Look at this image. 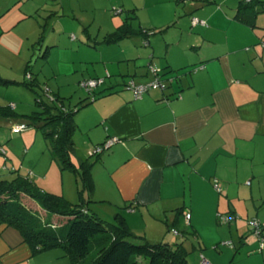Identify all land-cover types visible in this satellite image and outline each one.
I'll return each instance as SVG.
<instances>
[{"label": "crops", "instance_id": "0c3cea01", "mask_svg": "<svg viewBox=\"0 0 264 264\" xmlns=\"http://www.w3.org/2000/svg\"><path fill=\"white\" fill-rule=\"evenodd\" d=\"M31 1L34 9L21 19L32 13L49 30L62 27L46 56L63 49L71 63H93L83 79L103 80L75 116L79 159L113 142L93 166L89 208L103 219L114 214L153 243H182L196 254L189 264H203L202 254L210 264H264L249 226L252 218L264 222V0L240 14L243 0ZM194 18L206 24L193 25ZM126 21L134 31L121 35ZM46 32L37 33L34 47L45 45ZM158 75L176 79L135 96L132 83ZM224 213L236 215L221 223L229 227L218 223ZM0 264L71 261L62 248L34 253L3 224Z\"/></svg>", "mask_w": 264, "mask_h": 264}, {"label": "trees", "instance_id": "16d2710c", "mask_svg": "<svg viewBox=\"0 0 264 264\" xmlns=\"http://www.w3.org/2000/svg\"><path fill=\"white\" fill-rule=\"evenodd\" d=\"M256 4V0L243 1L238 13L252 11ZM133 31L126 21L124 29L118 33L127 35ZM142 33L147 40L150 30H142ZM42 39L43 36L40 43ZM149 67L152 69L151 65ZM158 77L165 80V89L176 79L174 76ZM0 80L4 81L1 75ZM94 90L76 108L66 107L58 94L50 102L40 97L37 101L42 112L29 116L32 124L42 129L44 137L50 141L53 158L61 168L73 171L78 182L81 181L82 202L73 203L63 194L44 190L21 175L13 180L0 179V225L17 229L34 253L62 248L71 264H141L137 260L139 256L147 258L148 264H189L188 250L182 243H153L135 235L125 222L107 221L89 208L95 189L93 166L102 152L76 163L74 133L76 113L96 99ZM85 192H88V200L84 197Z\"/></svg>", "mask_w": 264, "mask_h": 264}, {"label": "rangeland", "instance_id": "374dc122", "mask_svg": "<svg viewBox=\"0 0 264 264\" xmlns=\"http://www.w3.org/2000/svg\"><path fill=\"white\" fill-rule=\"evenodd\" d=\"M8 3L11 5L0 13V75L4 79L0 80V179L13 180L21 175L44 190L63 194L73 203H81V181L78 182L76 174L70 169L61 168L52 156L50 141L44 137L42 129L32 124L29 116L42 112L37 99L41 97L50 102L56 94L52 91L61 92L65 105L72 108L80 105L89 97L87 88L82 85L88 78L83 77L93 74L94 65L92 62L81 65L79 59L71 63L73 55L60 48L52 47L53 51L44 57L46 47L55 40L53 33L62 31V27L52 23L49 30L46 28L47 19L40 25L38 17L32 13L21 19L23 11L34 9L31 0H0V8ZM41 15L44 16L45 12ZM39 32H46L45 45L34 47ZM97 52L99 50L82 55L91 57ZM19 122L28 124V128L14 133L13 127ZM79 136L80 132L76 131L75 139ZM79 158L76 150L74 161L79 163ZM85 198H88L87 192ZM28 203L34 206L30 200ZM102 216L113 222L115 215L106 217L102 213ZM218 223L229 227V224H221L220 220ZM220 247L224 249L225 246ZM191 255L196 254L191 252L188 259Z\"/></svg>", "mask_w": 264, "mask_h": 264}, {"label": "built area", "instance_id": "2783aa9c", "mask_svg": "<svg viewBox=\"0 0 264 264\" xmlns=\"http://www.w3.org/2000/svg\"><path fill=\"white\" fill-rule=\"evenodd\" d=\"M244 2H251L252 0H243ZM121 10L120 9H114V13L118 14L120 13ZM198 23H202V24H206V22L204 20H200L198 18H194L193 19V25H196ZM152 69L154 71H156L155 68L152 67ZM103 80L100 78H92V79H88V80H84L82 82V85L84 87L87 88L89 93H92V91L102 82ZM135 93L136 97H141L142 95H144L145 93L153 90V89H165L166 88V82L164 79L160 78V77H156L154 80H151L145 84H139V85H135L134 83H132L130 85ZM28 125L25 123H19L16 124V126L13 127V132L14 133H19L24 129H27ZM113 142L112 141H107L102 145H97L93 151L91 152V154H96V153H101L105 150V148H108ZM187 218H190V214L186 215ZM236 219V215L234 214H219V220L221 223H231L233 220ZM250 225H251V231L252 233H254L260 240V246L261 249L264 248V222L261 221L258 218H252L249 221ZM176 233H178V231L175 230ZM230 245H232V242H228ZM201 259H202V263L203 264H210V262L204 257V255H201Z\"/></svg>", "mask_w": 264, "mask_h": 264}]
</instances>
